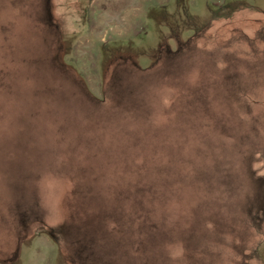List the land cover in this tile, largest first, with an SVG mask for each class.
I'll list each match as a JSON object with an SVG mask.
<instances>
[{
	"label": "rangeland",
	"instance_id": "obj_1",
	"mask_svg": "<svg viewBox=\"0 0 264 264\" xmlns=\"http://www.w3.org/2000/svg\"><path fill=\"white\" fill-rule=\"evenodd\" d=\"M0 264H264V0H0Z\"/></svg>",
	"mask_w": 264,
	"mask_h": 264
}]
</instances>
